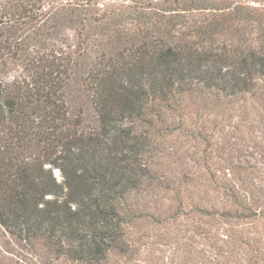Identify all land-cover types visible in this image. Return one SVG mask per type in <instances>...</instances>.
Listing matches in <instances>:
<instances>
[{"label":"trees","instance_id":"16d2710c","mask_svg":"<svg viewBox=\"0 0 264 264\" xmlns=\"http://www.w3.org/2000/svg\"><path fill=\"white\" fill-rule=\"evenodd\" d=\"M246 95L264 101V0H0V264L131 257L161 195L199 221L195 264H264V144L251 125L253 150L224 148L210 120ZM179 133L202 166L170 165Z\"/></svg>","mask_w":264,"mask_h":264},{"label":"rangeland","instance_id":"374dc122","mask_svg":"<svg viewBox=\"0 0 264 264\" xmlns=\"http://www.w3.org/2000/svg\"><path fill=\"white\" fill-rule=\"evenodd\" d=\"M241 1L251 2V0ZM226 105L227 107L231 106L229 104ZM232 105L234 106L231 107H235L234 112H236L231 113L233 116L232 120L228 119V114L226 113H229L230 110L225 107L214 109V113H212L213 111L208 112L209 114L212 113L210 120H216L215 125H212L211 129H213L215 136L226 138L227 143L224 148H230L232 143H236L240 148L246 149L244 153L247 154V151L253 150V144L250 143V146H248L249 143L240 141V138L243 136V133L248 132V128L251 125L254 127L253 132L257 137V141L264 144L262 135V129L264 127V101L246 95L243 99L233 101ZM241 108L246 112L242 119L237 117L241 113ZM225 109L227 110L225 111ZM226 120L229 123L225 122ZM224 125L232 127L227 128ZM194 131L197 133L198 128L194 129ZM169 141L166 143L165 148L172 146L180 154L178 158L168 159V162L171 163L170 165L180 167L184 163H189L190 165L202 166L203 161L199 156L205 149L204 142L180 133L176 134L172 141ZM191 154H194V157H190ZM247 157L250 164L260 165V162H258L259 155H255L256 159ZM54 173L58 180L62 179L59 171L56 172L55 170ZM157 198L158 201H156ZM157 198L155 200L153 198L155 202L151 199L152 203L144 207V209H138L133 213L134 218L133 216L130 218V224L127 227V236L130 246L129 250H131L130 254L132 253V256L115 254L111 257L110 264H176V262L178 264H186L189 251H192L195 258L193 264L198 262V256L204 250L203 241L198 235V219H189L187 218L188 216L180 214L178 217L168 220V217L177 213L176 206L170 200H165L162 195ZM146 199L150 201V197H146ZM160 216L162 218L161 220L159 218ZM159 220L162 223H158L157 221ZM261 229L258 228L257 231L263 234L264 231ZM254 230L256 231V229ZM6 241H10V239L5 237L1 240L4 248L7 246ZM10 246V252L22 258L19 255V249L13 245ZM55 257L56 255L53 251L44 250L39 256L25 261L28 264H57ZM208 259L210 260L211 256H208ZM9 262L11 261L8 260L3 263L8 264ZM11 264L14 263L11 262ZM66 264L71 263L67 262Z\"/></svg>","mask_w":264,"mask_h":264},{"label":"water","instance_id":"95a60500","mask_svg":"<svg viewBox=\"0 0 264 264\" xmlns=\"http://www.w3.org/2000/svg\"><path fill=\"white\" fill-rule=\"evenodd\" d=\"M56 172H58V170H56Z\"/></svg>","mask_w":264,"mask_h":264}]
</instances>
